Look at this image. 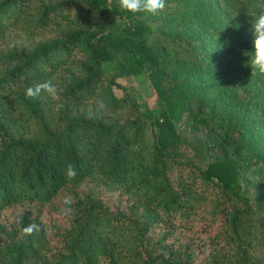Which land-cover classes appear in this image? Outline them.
Masks as SVG:
<instances>
[{"label":"trees","instance_id":"16d2710c","mask_svg":"<svg viewBox=\"0 0 264 264\" xmlns=\"http://www.w3.org/2000/svg\"><path fill=\"white\" fill-rule=\"evenodd\" d=\"M195 1L166 0L160 13L176 22L166 41L105 0H0V42L21 41L0 51V215L19 210L8 229L0 226V264H254L252 250L264 253V205L245 197L237 178L250 139L264 145V96L237 86L252 51L245 23L264 0H206L216 7L208 42L183 33ZM161 57L193 59L199 79L229 81L232 104L219 97L208 108L180 97L165 99L157 116L140 110L116 79L145 65L162 75ZM105 62L114 63L111 76ZM47 80L55 97L25 95ZM228 106L242 117L222 131L216 109ZM182 109L202 117L195 125L218 128L206 145L220 157L204 167L181 154L186 142L171 121ZM67 163L78 171L71 181ZM60 195L72 198L73 211L48 234L43 208ZM31 223L40 230L24 235Z\"/></svg>","mask_w":264,"mask_h":264},{"label":"rangeland","instance_id":"374dc122","mask_svg":"<svg viewBox=\"0 0 264 264\" xmlns=\"http://www.w3.org/2000/svg\"><path fill=\"white\" fill-rule=\"evenodd\" d=\"M105 2L107 8L120 9L118 0H105ZM188 6L190 10H188L187 15L184 16L185 27L183 33L188 37L198 38V41L202 40L203 42H208L205 37L207 32L206 28L210 30L211 27L214 26L213 11L216 7L206 3V0H196L193 4ZM255 13H250L248 17L251 19V16ZM220 15L221 19L224 20V13ZM134 16L144 19L154 28V32H156L160 38H165L166 41H168L169 37H172L169 35L174 34L172 31L176 27V22L167 20L161 13L153 16L145 12H139L134 13ZM226 20L227 18L224 21ZM247 23H250V25ZM247 23H245V26L252 30V28H250L251 21ZM161 27H163L164 30H162ZM178 27L179 26H177V29ZM179 28L182 29L181 27ZM20 42L19 39L15 38L4 40L0 42V51L5 52L13 47H19L21 46ZM206 49L210 52L213 50L211 45H208ZM192 60L193 59H191L189 63H186L184 60L169 61L166 57H161L160 66L163 69L162 75H156L152 68L145 65L140 74L131 77H120L116 79V82L137 104L140 110L145 108L152 116H157L160 113L165 99L176 100L180 97H186L189 102L195 101L198 105L203 104L208 108H211L213 99H219V97H221L227 101V104L230 106L232 104L233 93L230 92V84H227L229 81H223L220 84L222 86H218L204 75L199 79V70L197 67H193ZM103 68L107 76H111L114 72V63L105 62L103 63ZM247 70L248 71L244 75L245 77L238 81L237 86L242 83L243 86H246L248 89H250V87H259L260 92L264 96V75L258 73L252 75L250 64H247ZM149 75L154 76L155 85L162 91L161 96L156 92L155 86L152 84ZM262 83L263 86L260 87ZM218 87H220V89H218ZM113 93L116 97L122 95V91L116 88H113ZM229 106L224 110L219 108L216 109L217 113L221 112L218 116L220 120H216H219V123L223 126L221 128L222 131L227 127L225 125H227L228 122L233 124L239 123V119L242 117L241 111L238 109L235 110L233 107L231 108ZM187 107L191 108V105H187ZM193 110L195 112V109ZM247 117L250 118V114H248ZM201 118L202 117L195 116L193 113L182 109L171 123L174 132L179 135L180 139L186 142L181 153L182 156L194 165L204 167L208 162L219 158L220 154L216 151H211L206 145V143L212 139L211 136L218 131V128H213V125L208 122L200 126L195 125L194 123ZM191 119L195 121L192 122ZM250 134H252V131ZM253 136L255 137V135ZM255 139L256 137L250 139L252 143L249 144L250 146L247 150L237 159V178L242 194L248 199L264 205V145H256L255 147ZM64 198L63 195H60L50 206L43 208L41 218L46 228L49 230L48 234H52L54 228H63L64 224L67 222V216L61 215L60 212L64 203ZM18 214V209H9L5 211L0 215V226L4 229H8ZM200 225L199 223L197 227ZM0 237L1 239L3 238V236ZM251 259L254 264H264V253L252 250Z\"/></svg>","mask_w":264,"mask_h":264},{"label":"clouds","instance_id":"9594fccd","mask_svg":"<svg viewBox=\"0 0 264 264\" xmlns=\"http://www.w3.org/2000/svg\"><path fill=\"white\" fill-rule=\"evenodd\" d=\"M119 7L130 13L145 12L153 16L158 15L166 7V0H118ZM259 12L251 16V26L253 30L252 51L250 53V66L252 75L257 73L264 75V7L258 8ZM41 91H46L50 96L55 97L58 94L56 85L47 80L42 83H37L29 86L26 89L25 95L28 97H36ZM62 106V105H60ZM108 105L103 99L95 102V109L97 112L107 111ZM64 175L71 181L76 179L78 175L77 168L74 163H67L64 169ZM73 201L71 197L64 198V207L61 208V215L70 216L73 209L71 207ZM40 230L39 225L31 223L22 229L24 235H32L34 232Z\"/></svg>","mask_w":264,"mask_h":264}]
</instances>
